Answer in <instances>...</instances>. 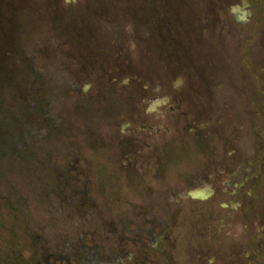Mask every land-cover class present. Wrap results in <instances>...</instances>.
I'll use <instances>...</instances> for the list:
<instances>
[{"label":"flooded vegetation","instance_id":"1","mask_svg":"<svg viewBox=\"0 0 264 264\" xmlns=\"http://www.w3.org/2000/svg\"><path fill=\"white\" fill-rule=\"evenodd\" d=\"M64 77L92 90L66 119ZM15 158L63 230L47 248L0 194V264H264V0H0V159Z\"/></svg>","mask_w":264,"mask_h":264},{"label":"rangeland","instance_id":"2","mask_svg":"<svg viewBox=\"0 0 264 264\" xmlns=\"http://www.w3.org/2000/svg\"><path fill=\"white\" fill-rule=\"evenodd\" d=\"M130 43L134 44V41L131 39L130 40ZM133 48L135 49V47H133ZM91 72H93V69H91ZM83 81H89V80L88 79H84ZM75 83H78L79 84V81L77 80V82H75ZM129 83H130V88L136 89V87H137V89H138L139 85H138V83L136 84L133 81V79H131ZM93 86L96 87V84H94ZM90 92H92V90ZM129 96H131V95H129ZM137 96H138V92L136 91L135 92V95L132 96L133 100L136 99V101H137L136 102L134 100L132 102V105L135 106V107L139 106V104H138V97ZM68 108H69V110L71 109V107H69V106H68ZM6 166H7V163L5 161H3V162L1 161L0 162V194L3 195V196H8L10 194V192L12 193L11 190H12V187L14 185V183H13L12 180H15L14 179V173H15L14 170L11 171V172H9L11 174H9L8 176L5 175V173H7L6 172V169H5ZM138 174L141 175L139 172H138ZM148 184H151L150 181H146V186L149 188L150 186ZM147 190H149V189H147ZM25 195H27V192H24L22 190L21 191V195H20V197H18V199H24L25 198ZM28 201L31 203V201H32L31 198H29ZM28 211H29L28 219L30 221V226H32V228L34 229V231H36L38 233H43L44 234L43 236L45 237V239H47L46 240L47 241V244H46L47 248L55 249L56 246L54 245V242L55 241H61V238L56 239L53 236V234H50L49 231H47L48 230L47 228L50 229V227H52V229H54V231H56L57 228H55L50 223V219L48 217H46V216H44L42 214L41 208H39V207H36V208L31 207L30 208L28 206ZM55 225H57V224H55ZM58 228H61V227H58ZM42 230H46V231L42 232ZM63 240H68L69 241V243L67 244V246L69 244H72V246H74V247L81 246V240H79V237L78 236H76L75 239L72 238V237H67V238H65ZM85 243H86L87 246H92L93 245L92 241L90 240V237L86 238Z\"/></svg>","mask_w":264,"mask_h":264},{"label":"bare ground","instance_id":"3","mask_svg":"<svg viewBox=\"0 0 264 264\" xmlns=\"http://www.w3.org/2000/svg\"><path fill=\"white\" fill-rule=\"evenodd\" d=\"M66 81H67V79L61 78L60 79V84H64ZM60 89H61L60 95H65V94H68L69 93V89L68 88H60ZM33 99H34V96L30 93V100L32 101ZM50 105H52V104H50Z\"/></svg>","mask_w":264,"mask_h":264}]
</instances>
